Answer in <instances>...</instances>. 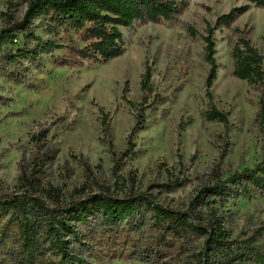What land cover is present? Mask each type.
Segmentation results:
<instances>
[{
	"label": "rangeland",
	"instance_id": "rangeland-1",
	"mask_svg": "<svg viewBox=\"0 0 264 264\" xmlns=\"http://www.w3.org/2000/svg\"><path fill=\"white\" fill-rule=\"evenodd\" d=\"M7 2L15 20L27 7V0H0V30ZM246 5L245 0H190L173 21L120 29L126 44L116 59L69 67L44 57L42 68L32 72L31 88L0 80V191H16L19 165L32 167L40 149L44 185L67 193L89 181L117 189L133 178L135 187L155 195L160 205L185 210L217 176L263 161L261 95L232 76L231 51L238 30L262 52L264 7L249 5L230 27L214 31L217 77L211 100L205 96L206 27ZM146 60L152 69L150 92L140 89ZM156 95L161 102L153 101ZM210 106L228 116L227 125L205 119ZM140 108L146 123L132 138L128 158L120 160ZM40 135L46 138L32 139ZM218 215L232 238L245 239L264 228V194L232 201ZM100 264L140 263L113 254Z\"/></svg>",
	"mask_w": 264,
	"mask_h": 264
},
{
	"label": "trees",
	"instance_id": "trees-1",
	"mask_svg": "<svg viewBox=\"0 0 264 264\" xmlns=\"http://www.w3.org/2000/svg\"><path fill=\"white\" fill-rule=\"evenodd\" d=\"M188 1L27 0L21 20L12 17L13 6L7 2L1 14L0 80L29 87L32 72L42 68L44 57L69 67L116 59L126 44L120 29L173 21ZM245 1L248 5L232 9L218 17L213 27H206L202 40L209 66L205 81L209 100L218 69L214 31L230 27L249 5L264 7V0ZM187 32L191 38L197 36L191 27ZM236 33L231 74L260 93V116L264 112V40L258 52L241 32ZM56 51L65 53L56 57ZM151 78L146 60L142 92H150ZM125 93L124 89L123 98ZM153 101L162 98L156 95ZM204 116L209 122L228 124V116L212 106ZM145 123L140 108L127 137V149L118 159L128 158L132 138ZM41 137L46 135L32 139L41 141ZM41 154L39 149L32 167L19 165L14 193L0 191V264H100L113 254L140 264H264V228L245 239H234L218 215L232 201H250L264 194V160L225 178L217 176L196 193L185 210H178L138 190L133 178L117 189L89 181L67 193L44 185Z\"/></svg>",
	"mask_w": 264,
	"mask_h": 264
}]
</instances>
